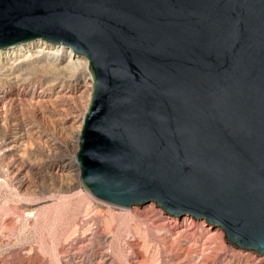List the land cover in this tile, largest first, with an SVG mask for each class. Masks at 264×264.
<instances>
[{
    "label": "water",
    "instance_id": "water-1",
    "mask_svg": "<svg viewBox=\"0 0 264 264\" xmlns=\"http://www.w3.org/2000/svg\"><path fill=\"white\" fill-rule=\"evenodd\" d=\"M39 39L91 63L92 196L264 256V0H0V49Z\"/></svg>",
    "mask_w": 264,
    "mask_h": 264
},
{
    "label": "rangeland",
    "instance_id": "rangeland-1",
    "mask_svg": "<svg viewBox=\"0 0 264 264\" xmlns=\"http://www.w3.org/2000/svg\"><path fill=\"white\" fill-rule=\"evenodd\" d=\"M56 79L53 92L16 93L0 75V264H264V256L226 242L207 220L172 218L156 203L124 209L92 196L82 183L76 138L94 83ZM47 100L54 137L47 136L48 108L38 104ZM18 124L30 145L17 143ZM47 139L52 153L35 147Z\"/></svg>",
    "mask_w": 264,
    "mask_h": 264
},
{
    "label": "bare ground",
    "instance_id": "bare-ground-1",
    "mask_svg": "<svg viewBox=\"0 0 264 264\" xmlns=\"http://www.w3.org/2000/svg\"><path fill=\"white\" fill-rule=\"evenodd\" d=\"M89 62L86 57L76 55L75 51L69 47L64 45L56 46L41 39L0 49V75L15 85L14 91L16 93H18V90L21 91L23 89L27 91L31 88V92L37 90L53 92L58 86L56 79L58 74L65 78L64 81L73 80L79 76V81H88L92 85L94 83V76L93 72H89L91 68V63L89 64ZM41 76L46 79L45 84L38 81ZM90 97L91 88L86 93H83V98H87V101H89ZM17 101L23 102L24 100L19 99ZM38 104L48 108L47 136L54 137V134H52L54 132L51 128L54 120L52 119L53 114L50 111L53 104L50 100L42 101ZM86 107H88V103ZM35 115L38 114L35 113ZM18 126L20 136L17 143L23 147L27 145L26 143L29 144V134L22 131V124H18ZM7 131V127H2L4 135L7 134ZM76 139L80 141V133ZM35 147L47 150L46 152L48 153L54 152L53 144L48 139L44 146L35 142ZM69 187L72 188V185H69Z\"/></svg>",
    "mask_w": 264,
    "mask_h": 264
}]
</instances>
